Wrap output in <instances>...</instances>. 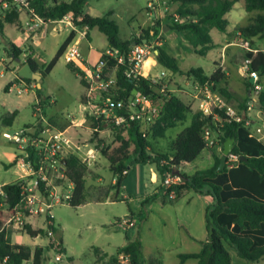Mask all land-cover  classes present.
Instances as JSON below:
<instances>
[{
	"label": "trees",
	"instance_id": "obj_1",
	"mask_svg": "<svg viewBox=\"0 0 264 264\" xmlns=\"http://www.w3.org/2000/svg\"><path fill=\"white\" fill-rule=\"evenodd\" d=\"M163 1L178 5L175 17H169L171 24H166L167 31L182 34L187 48L195 55L204 57L210 50L216 48V45L212 43L210 31L216 29L220 33L228 34L229 23L226 15L239 0ZM85 2L86 0H34L32 8L44 20L59 19L70 13L75 18L81 17V22L77 25H87L89 30L96 28L105 36L109 49H117L126 54L132 42L122 41L119 38V27L113 20L107 17H91L85 14ZM243 3L245 11L253 15L250 17V22L239 29L238 39L248 41L250 47L256 49L257 52L247 53L240 47V55H243H241L242 59L239 63L242 66L244 58H250L249 70L257 72L263 84L264 50L259 49L255 39L264 41V0H243ZM19 23L18 13L0 11V36L7 42V52L13 60L19 58L23 51L9 42L3 30L7 24ZM143 34L142 37H135L133 42H148L150 38H154L157 31L148 29ZM73 36L72 33L67 37L48 63L40 62L41 58L35 53L34 48L27 45L25 47V63L42 79L54 68ZM153 53L156 62L166 70L172 74L183 73L178 60L164 48L154 47ZM234 60L236 63L238 62L237 59L234 58ZM100 61L106 62L105 71L111 70L116 64L114 59L104 55H101ZM67 68L80 78V83L84 88L85 83L81 79L82 72L80 68L73 63H68ZM128 68L126 62L117 68L116 84L118 90L115 95L116 99L128 100L134 96V91L155 101L161 99L157 92L158 84L140 76L126 77L125 72ZM185 74L195 84H204L208 81L212 85L211 90L219 93L227 101L233 102L235 100L232 89L228 84V76L220 69L209 76L200 68L190 69ZM17 81H24L27 84L35 82L16 77L15 82ZM11 86L12 83L7 84L4 91L7 93ZM246 87L247 90L252 88L247 79ZM84 94L80 98L81 102L84 101ZM35 95L37 103L33 107L34 113L37 112V109L42 112L44 107L52 104L49 98H42L41 90L37 87L35 88ZM259 100L264 110V91L261 93ZM244 105L240 104L239 107L244 108ZM189 111L187 105L178 97L171 95L169 99L164 100L162 103V116L152 129L149 139L141 136L140 127L134 122L124 127L109 126L112 137L111 143H107L106 139L100 137L97 132L92 134L89 140L90 143L97 147L103 145L101 155L108 161L109 170L115 177V183L111 187L112 190L118 191L120 189L128 170L133 165L154 164L158 177L163 182L166 172H171L172 168L176 171L182 163H191L197 159L201 152L207 148L202 138L204 130L206 128L218 130L214 121L210 118L201 119L199 113L191 117L189 126L184 128L170 143L168 154L156 151L151 143V139L163 138L168 129L183 123ZM16 116V111L0 115V125L11 127ZM53 122L54 120L50 118L49 124ZM90 124L91 128L98 127L97 122L94 120H91ZM219 139L220 152L212 156L213 167L196 171L192 175L179 174L182 184L170 189L176 193L175 199H169L170 202L176 201L189 191L202 194L206 190V193L214 199V204L208 206L204 214L207 240L201 243L202 248L198 253L178 255L181 264L187 260H197L198 264H232L225 243L236 252L238 257L246 262L258 263L264 259V142L249 137L248 130L236 123L226 124L221 128ZM228 139L234 141L231 154L236 155L239 161L232 166L226 164L222 171H217L223 145ZM240 158L246 160L242 161ZM162 161L166 164H162ZM14 164L12 162L6 168H10ZM66 165V176L75 185L69 205L78 207L84 204L86 167L81 165L75 158L67 160ZM20 183L21 181H16L1 187L0 263L26 264L31 260L33 264H42L45 249L35 247L31 250L27 246L13 244L11 240L12 231L6 228V223L13 216L14 208L20 200ZM158 196L159 194L155 193L145 198L142 204L151 203ZM50 228L56 232V228L52 226ZM23 232L30 238L45 235L44 230H33L29 225L24 227ZM59 244V251H62L61 243L59 242ZM50 246L53 248L54 243H51ZM100 252L98 248L94 249L97 263L108 256ZM117 254L124 256V264H146L141 256V245L138 240L127 239L125 244L118 249ZM109 263L120 264L117 257H110Z\"/></svg>",
	"mask_w": 264,
	"mask_h": 264
},
{
	"label": "rangeland",
	"instance_id": "obj_2",
	"mask_svg": "<svg viewBox=\"0 0 264 264\" xmlns=\"http://www.w3.org/2000/svg\"><path fill=\"white\" fill-rule=\"evenodd\" d=\"M150 1L86 0L84 13L91 17H107L113 20L119 27V38L123 41H131L133 43L135 37H142L144 31L154 29L157 34L151 39L156 40L159 43V47L163 48L167 39L165 37L166 24H171L169 17H175L177 8H174V5L169 3H154L152 7H149ZM252 15L241 16L239 9L230 12L228 19L232 27L228 30V34H225L226 37H224L232 44L228 48L229 57L233 53L240 54V46L238 44L239 29L250 22ZM13 29L18 33H22L21 22L14 24ZM11 30L12 26L7 25L6 33L13 36L11 40L14 44L20 45L23 38L16 40V36L12 34ZM64 34L67 33L65 32ZM210 35L214 42H218V38L222 36L216 29H212ZM20 36L21 34H19ZM63 37L59 38L60 41ZM91 38L92 46L96 50L106 45L105 36L97 29H93ZM255 43L259 49L264 50V41L255 39ZM24 44L25 47L29 45V37ZM173 45L175 50L180 51L179 45L176 46L177 43H173ZM43 46L46 56L51 58L56 50L51 36H48L43 41ZM7 50L8 44L0 36V72L3 75L2 77L0 76V105L3 104V100L7 104L6 109H11V106H15L18 103L22 105L21 107L19 106L21 113L14 127L8 130L9 132H14L22 128L23 124L31 121L34 123L37 120L35 116L34 118L32 116L34 110L29 102L32 94H35V89L28 86L27 89L30 94L20 92L19 95L17 90H21L24 85H22L21 81H17L16 88L13 91L9 93L4 91V87L13 82L12 66H17ZM152 57H155L154 53ZM192 59V63L186 64V66L181 62H178V64L180 67L185 66L186 68L196 65L205 68L206 58L194 55ZM150 63L151 60L148 59L145 71L148 70ZM66 64L63 58L50 74L40 80L42 98H49L53 101L52 104L47 105L42 110L47 118L53 116L68 118L73 112L81 111L80 97L83 93V87L79 78L66 68ZM227 65V70L229 71L230 69L231 71L230 85L234 90L238 91L246 85V80H244L245 78L241 74L240 68L233 67L232 59L229 58ZM210 70L211 68L207 69L206 72L209 74ZM157 71L158 68H155L154 73ZM186 71L184 70L182 74L177 75L175 78L180 81L181 91L177 90L171 94H178V97L189 107L190 113L186 114V120L183 123L168 129L163 138L156 139L154 147L156 150H160L161 153H169L170 143L189 124L190 118L198 113L193 98V88L191 84L188 86L185 84L188 80L185 74ZM243 96L244 94L240 93L238 97ZM2 130L0 125V152L3 156L0 158L3 160L11 159L12 153L15 152L13 154V162L15 163L16 146L2 138ZM100 135L106 139L107 143L112 142L110 131H105ZM219 152V146L204 149L195 161L182 165L180 168L181 174L192 175L196 171L210 169L214 165L212 154ZM13 166L15 167L7 171L0 164V182L8 184L22 179V168L17 166L16 163ZM18 167L20 168V174H18ZM150 168L154 169L155 165L131 166L126 182L124 181L126 189L120 190V195L118 196L115 194L116 191H113L111 197L95 203L103 199V194L112 190V180L115 179L109 170L108 161L101 155L92 166L86 168L84 204L78 207H71L69 203L64 202L53 208L52 215L54 217V228H56L53 237L47 235L48 226L45 225L44 220L40 217H34L27 220V225L33 230H44L45 235L32 239L23 232L24 229L7 228L12 231V243L27 246L31 250L37 246L44 247L47 254H45L42 264H111L109 263L110 257H117L118 263L124 264L125 260L120 258L121 255L116 254L117 248L123 245L127 239L138 240L141 245V256L146 264H181L178 255L198 252L201 248V243L207 240L204 214L205 209L214 204V199L206 193V190L202 194L189 191L176 201L170 202L168 196L163 194V190H165L163 188L155 201L143 205L142 201L152 194L150 189L154 186L150 182ZM160 182L162 185L161 179H159ZM116 196L118 201L114 199ZM131 216L135 224L134 227L127 228L123 225H115L120 218L130 219ZM53 240L61 243V252L51 248L50 244L53 243ZM35 244L37 246H33ZM225 247L232 258L233 264L236 263L237 259L245 264H264L263 262H246L238 257L228 244L225 243ZM95 248H98L101 251L100 253L108 254L107 258L97 263L94 254ZM58 254H61V261L59 262L55 261V256ZM26 264L33 263L30 260ZM184 264H198V261L187 260Z\"/></svg>",
	"mask_w": 264,
	"mask_h": 264
},
{
	"label": "built area",
	"instance_id": "obj_3",
	"mask_svg": "<svg viewBox=\"0 0 264 264\" xmlns=\"http://www.w3.org/2000/svg\"><path fill=\"white\" fill-rule=\"evenodd\" d=\"M34 0H0V11H14L25 15L24 32L33 36L37 33L74 34L71 42L63 52V57L67 63H73L79 67L85 83L84 101L81 102L82 110L86 120L97 122L98 127L91 128L90 137L93 133L102 134L109 131V126L124 127L131 123H136L140 127L143 138L149 139L152 129L162 116V103L171 97V91L165 82V73L157 78H149L158 84L157 92L160 100L155 101L140 94L134 95L128 100L116 99L117 81L116 72L119 65L128 64L125 72L126 77H143V65L153 55L154 47H159L156 40L150 44L133 42L126 54L117 49H106L102 55L114 59L115 67L105 71L106 62L99 61L97 65L91 66L85 60L79 50L78 39H85L89 32L87 25H77L81 22V17L75 18L71 13L59 19L44 20L40 18L32 8ZM154 3L167 4L163 0H151L148 4L152 7ZM176 19H178L176 17ZM239 46L247 53H256L248 41L239 40ZM22 64L26 62V55L19 57ZM251 59L244 58L241 66L242 73L252 79L249 99L244 108L231 105L223 96L211 90V83L193 84V98L197 102L198 113L201 119L210 118L214 121L218 130L206 128L203 132V140L207 148L219 146V130L226 124H240L248 130L249 137L259 141L264 139V110L260 104V95L264 91L261 78L255 71L249 70ZM0 76L2 73L0 72ZM22 87L19 92L28 91L27 87L36 88L35 82L27 85L21 81ZM36 122L24 126L14 132H2V138L16 146L15 163L23 171L20 183V200L14 208L13 216L6 223V228L24 229L27 220L40 217L44 220L47 228V235L54 236V218L52 210L57 205L64 202L69 203L74 191V183L66 176V161L75 158L84 167L92 166L98 157L101 156V147L93 145L90 141L85 143L75 142L65 131H56L48 123L44 114L37 109L35 113ZM239 161L236 155L230 154L226 164L232 166ZM166 164L162 161V164ZM166 172L162 182L163 194L169 199H175L176 193L170 190L182 184L179 175H175V170ZM1 193V192H0ZM2 194V193H1ZM116 224L127 228L134 227L133 218H120ZM53 249L59 251V242L53 240ZM120 258L124 259L121 255ZM55 261H61V254L55 256Z\"/></svg>",
	"mask_w": 264,
	"mask_h": 264
},
{
	"label": "crops",
	"instance_id": "obj_4",
	"mask_svg": "<svg viewBox=\"0 0 264 264\" xmlns=\"http://www.w3.org/2000/svg\"><path fill=\"white\" fill-rule=\"evenodd\" d=\"M174 5V8L176 7V8H178V5H176V4H173ZM236 9H239V14L241 15V16H245V15H247L248 13L245 11V9H244V3H243V0H239L235 5H234V7H233V9L230 11V12H234ZM230 12L226 15V18H227V20H228V30H230V28L232 27V25H231V23H230V21H229V14H230ZM18 15H19V20H20V22H21V25H22V33H18V32H16V31H14V29H13V25L14 24H7V25H10V26H12V30H11V32H12V34L14 35V36H16V40L17 39H21V38H23L22 40H21V44L20 45H16V44H14V42L11 40V37H13L12 35H9V34H7L6 33V27H7V25H5V27H4V30H3V32H4V35H5V37L9 40V42H11L12 44H14L16 47H18L19 49H21L22 51H23V53L21 54V55H24L25 54V41L28 39V37H29V45H31L33 48H34V51H35V53L41 58V60H40V62H44V63H48V62H50V60L55 56V54H56V52L58 51V49L60 48V46L64 43V41L67 39V37H68V34H64L63 35V33H59V34H55V33H52V34H49V33H46L45 35H43V34H41L40 32L39 33H37L36 35H33V36H29V35H27L25 32H24V29H23V26H24V22H25V15L23 14V13H18ZM94 29H96V28H94ZM93 31V29L92 30H89V32L87 33V35H86V38L85 39H81V38H79L78 39V43H79V45H78V47H79V50H80V52H81V54L83 55V57L85 58V60L88 62V64L89 65H91V66H95V65H97V63L100 61V58H101V55H102V53L106 50V49H108V45H107V42H106V45L103 47V48H98L97 50L92 46V38H91V32ZM211 32V31H210ZM19 34H21V36L19 37ZM168 34V35H167ZM222 34V36L221 37H219L218 38V42H214L213 41V39H212V37H211V39H212V43L214 44V45H216V48H214V49H212V50H210L207 54H206V56H204V58H206L207 60L205 61V68H203V67H201L200 65H196V66H194V67H191V68H186L185 66H186V64H190V63H192V58H193V56L195 55L193 52H191L188 48H187V46H186V44H185V39H184V36L182 35V34H180V33H177V32H170V31H166V35H165V37L167 38L166 40H165V42H166V44L164 45V49L169 53V54H171L173 57H175L177 60H178V62H181L183 65H185L184 67H180V69L182 70V71H184V70H187V71H189L190 69H195V68H200V69H202L203 71H204V73L206 74V75H211L212 73H214L216 70H218V69H220L221 71H223V72H225L226 73V75L228 76V84H229V86L231 87V85H230V81H229V79H230V74H231V71H230V69H229V71L227 70V67H228V60H229V58L230 59H232V61H233V63H234V65H233V67H235V68H241V66H240V63H236V62H234V58L235 59H237V61H240L241 59H242V56L241 55H243V54H236V53H233L232 55H230V57H229V49L228 48H230V46L232 45L231 43H229L226 39H224V37H226V35L225 34H223V33H221ZM48 36H51V38L53 39V45L56 47V50L54 51V53L52 54V57L51 58H48L47 56H46V52H45V48H44V46H43V41L48 37ZM61 36H64L63 38H62V40L60 41V37ZM211 36V35H210ZM4 40V39H3ZM123 41V40H122ZM173 43H177V45L176 46H178L179 45V50L180 51H177V50H175V48L173 47L174 45H173ZM172 48V49H171ZM26 55V54H25ZM226 55V56H225ZM237 56V57H236ZM64 57H63V55L59 58V60L57 61V63L55 64V66L57 65V64H59V62L63 59ZM149 59L151 60V63H150V65H149V68H148V70L147 71H145V67H144V65H143V69H142V72H143V77L144 78H147V77H149V78H157V77H159L162 73H165V78H164V80H163V82H165L166 83V85H167V87H168V89L171 91V93L173 94V93H175L177 90H180L181 91V87H180V81H179V79H175L176 77H177V75H179V74H172L170 71H168V70H166L165 68H163L162 66H160L157 62H156V60H155V57H152V55L149 57ZM65 60V59H64ZM15 62H16V59L14 60ZM66 62V61H65ZM67 63V62H66ZM68 64V63H67ZM67 64H66V68H67ZM16 65L17 66H12V73H13V84H12V86L9 88V90H8V92L7 93H9L10 91H13L15 88H16V82H15V80H16V77H17V70L21 67V65H19V64H17L16 63ZM64 65H65V63H64ZM54 66V67H55ZM155 68H158V71L156 72V73H154V69ZM209 68H211V70H210V73L208 74L207 72H206V70L207 69H209ZM11 69V68H10ZM54 69V68H53ZM52 69V70H53ZM68 69V68H67ZM233 70H235L234 68H232ZM51 70V71H52ZM68 70H70V69H68ZM232 70V71H233ZM240 70V72H241V74L244 76V80H250V79H248L243 73H242V71H241V69H239ZM71 71V70H70ZM186 71V72H187ZM72 72V71H71ZM51 73V72H50ZM49 73V74H50ZM3 76V75H2ZM1 76V77H2ZM75 76L76 77H78L76 74H75ZM79 78V77H78ZM79 80H80V78H79ZM246 83V82H245ZM250 83V82H249ZM81 84V83H80ZM186 84V86H188V85H190L191 84V86L194 84V81L191 79V78H188V80H187V82L185 83ZM263 85H264V81H263ZM82 86V85H81ZM231 89H232V92H233V94H234V96H235V100L233 101V102H229L230 104L231 103H233L232 105L233 106H235V107H238V108H240L239 107V105L240 104H245L246 102H247V100H248V98H249V95H250V90H247V87H246V85L243 87V88H241V89H239L238 91L237 90H234L232 87H231ZM23 92V91H22ZM84 92H85V89L83 88V93H82V95L84 94ZM17 93L20 95V92H19V89L17 90ZM24 94H30V93H28V91H25V92H23ZM240 93H243L244 94V96L243 97H238L239 95H240ZM171 94V95H172ZM81 95V96H82ZM174 96H176V97H178L179 95L178 94H174ZM81 98V97H80ZM179 98V97H178ZM183 103H184V101L181 99V98H179ZM29 102L31 103V108H33L34 107V105L36 104V102H37V98H36V95L33 93L32 94V98L31 99H29ZM52 103H53V101H51ZM81 102V101H80ZM18 103V102H17ZM81 104V103H80ZM185 104V103H184ZM82 105V104H81ZM195 105H196V109H197V102L195 101ZM19 106L21 107L22 105L21 104H17V105H15V106H11V109H6V107H7V104H5V102H4V100H3V104H1L0 105V115H3V114H5V113H12V112H14V111H16L17 112V116H16V118H15V120H14V122H13V124H12V126L11 127H2V132H4V131H8L9 129H12L13 127H14V124H15V122H16V120L18 119V117H19V115H20V113H21V111H20V108H19ZM190 110V109H189ZM197 111H198V109H197ZM189 113H190V111H189ZM33 115V118H34V116H35V114L34 113H32ZM46 117V116H45ZM50 118H52L53 120H54V122L52 123V124H50V126L54 129V130H56V131H65L75 142H78V143H85V142H88L89 140H90V129H89V127H90V123H89V121H87L86 120V117H85V113L83 112V110H82V106H81V111H79V112H73V114L72 115H70V116H68V118H60V117H58V116H53V117H50ZM50 118H47L46 117V119H47V121H48V123H49V119ZM190 121H191V118H190ZM32 122L33 121H31V122H28V123H25V124H23L22 126L24 127V126H27V125H30V124H32ZM189 124H190V122H189ZM189 124L187 125V126H189ZM21 126V127H22ZM186 126V127H187ZM63 128V129H60V128ZM185 127V128H186ZM60 129V130H59ZM166 133V132H165ZM178 135V134H177ZM176 135V136H177ZM105 136V135H104ZM100 137H101V135H100ZM106 137V136H105ZM262 142H264V139L262 140ZM151 143H152V145H153V148L155 149V147H154V143H156V139H151ZM156 150V149H155ZM156 151H160V150H156ZM15 153V152H14ZM14 153H12V158L11 159H7V160H3V159H1L0 158V164L3 166V169H5V170H7V171H9L10 169H12V168H14L15 166H13V167H10V168H6V166L7 165H9L10 163H12L13 162V154ZM215 154H217V153H215ZM212 156H213V154H212ZM0 157H3L2 156V153L0 152ZM213 158V157H212ZM184 164H188V163H182L180 166H179V168H178V170H176L175 171V173L177 172V171H179V174H181V171H180V168L182 167V165H184ZM18 170H19V172H18V174H20V168L18 167ZM150 171H151V175H150V182H151V184L152 185H154L151 189H150V191H151V193L152 194H150V196L151 195H153V194H155V193H157V194H160V190H162V185H161V182L159 183V177H158V174H157V171L155 170V168L154 169H152V168H150ZM128 173H129V170H128V172H127V174H126V177L128 176ZM185 174V173H184ZM186 175V174H185ZM126 177H125V179H124V181L126 182ZM124 181H123V184H122V186L120 187V189L118 190V191H116V190H110L109 192H107L106 194H103V199L102 200H99V201H97V202H95V203H99V202H101V201H103L105 198H107V197H111L112 196V193H113V191H116V195L118 196V195H120L119 193H120V190H125L126 189V186L124 185ZM115 183V179H113L112 180V184H114ZM5 184H7V183H5V182H0V187L1 186H3V185H5ZM9 184V183H8ZM117 196H116V198H114L116 201H118V198H117ZM149 197V196H148ZM147 198V197H146ZM132 217V216H131ZM54 218V217H53ZM116 226H117V224H115ZM55 235H56V233H55ZM32 239H37V237L36 238H32ZM125 244V243H124ZM123 244V245H124ZM123 245H121V246H119L117 249H119L120 247H122ZM29 246V245H28ZM33 246H37V244H35V245H33ZM37 247H42V246H37ZM44 248V247H43ZM201 248H202V246H201ZM201 248H200V250H201ZM199 250V251H200ZM198 251V252H199ZM46 251H44V256H45V254H47V253H45ZM103 252V251H102ZM198 252H196V253H198ZM104 253V252H103ZM117 253H118V250H117ZM116 253V254H117ZM106 254V253H105ZM108 255V254H107ZM231 260H232V258H231ZM259 262H263L264 263V259L263 260H261V261H259ZM258 262V263H259ZM184 264V263H183ZM232 264H233V262H232ZM235 264H245V263H241V261L240 260H238L237 259V261H236V263Z\"/></svg>",
	"mask_w": 264,
	"mask_h": 264
},
{
	"label": "water",
	"instance_id": "obj_5",
	"mask_svg": "<svg viewBox=\"0 0 264 264\" xmlns=\"http://www.w3.org/2000/svg\"><path fill=\"white\" fill-rule=\"evenodd\" d=\"M151 41H152V39L150 38V40L148 42L143 41V43L150 44ZM16 63L21 65V67L17 70V73H16L17 77L35 81L36 87L38 89H40L41 88V85H40L41 76L37 73H34L28 64H26V63L22 64L21 60L19 58L16 59ZM249 82L252 84L253 80L250 79ZM136 94H137V92L134 91L133 95H136ZM233 145H234V141L230 140V139H228L224 143L223 148H222V155L220 157V163L218 165L217 171H222L225 168L227 158L232 152ZM240 160L245 161L246 159L240 158ZM175 175H179V171H177L175 173Z\"/></svg>",
	"mask_w": 264,
	"mask_h": 264
},
{
	"label": "bare ground",
	"instance_id": "obj_6",
	"mask_svg": "<svg viewBox=\"0 0 264 264\" xmlns=\"http://www.w3.org/2000/svg\"><path fill=\"white\" fill-rule=\"evenodd\" d=\"M147 60H148V59H147ZM146 63H147V61L144 63V67H145Z\"/></svg>",
	"mask_w": 264,
	"mask_h": 264
}]
</instances>
